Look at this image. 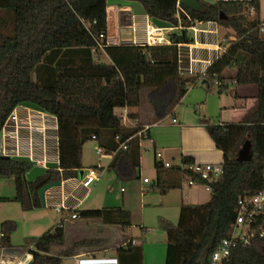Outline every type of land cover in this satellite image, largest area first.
Returning a JSON list of instances; mask_svg holds the SVG:
<instances>
[{"label": "trees", "instance_id": "obj_1", "mask_svg": "<svg viewBox=\"0 0 264 264\" xmlns=\"http://www.w3.org/2000/svg\"><path fill=\"white\" fill-rule=\"evenodd\" d=\"M107 1L0 0V133L18 106L35 105L56 119L59 163L58 170H46L28 183L25 176L30 164L0 158V179L11 180L14 188V196L2 200L17 203L23 212L41 208L39 190L52 182L74 179L84 169L82 150L90 141L113 154L107 168L118 180L137 179L136 136L143 127L125 128L114 110L138 108L142 92L147 90L146 102L154 121H161L198 80L221 88L224 72L234 69L231 81L257 88L256 112L243 124L200 121L223 154V174L208 185V202L180 206L176 225L158 220L168 238L165 264H209L213 251L231 232L238 200L255 195L264 186V22L260 21L258 1L197 0L202 9L193 12L182 6L178 9L179 0H125L139 3L150 19L170 24L173 31L168 44L130 45L135 48L130 63L103 64L94 60L92 50L98 42L106 49ZM194 23L216 24L234 34L226 51L203 75H186L179 68V46L193 42L188 30ZM99 35L103 39L99 40ZM247 135L253 157L239 163L236 153ZM122 143L127 146L124 151ZM182 163L191 162L183 159ZM155 169L153 189L165 195L170 187L161 180L163 168L155 164ZM175 169L187 175L179 167ZM76 213L80 220L118 226L122 232L131 226L130 214L119 207ZM63 222L39 238L25 240L23 253L32 256L29 264H61L63 257L72 255V250L53 253L64 243ZM260 225L264 226L263 217L255 227ZM14 229L13 223L1 224L0 249L9 248ZM130 241L115 249L118 264H143L142 247ZM224 264H264V240L258 231L247 245L235 242Z\"/></svg>", "mask_w": 264, "mask_h": 264}, {"label": "crops", "instance_id": "obj_2", "mask_svg": "<svg viewBox=\"0 0 264 264\" xmlns=\"http://www.w3.org/2000/svg\"><path fill=\"white\" fill-rule=\"evenodd\" d=\"M115 12L117 15L120 12L117 6H108L106 8V49H116L118 40L120 41V39L113 36L110 28ZM124 15L123 18L119 19L118 17V24L120 23L119 27L123 28L122 31H128L127 34L132 36L130 40L142 39L145 31V18L134 17L128 12H125ZM146 18L148 19V16ZM129 26H132V28H129ZM194 28L197 32L188 30V33L192 32V35L188 34V36L193 39V42L189 48H181L180 70H187L191 67L195 74L200 75L208 67L215 54L214 44H216L217 39L214 38L212 32L217 27L215 24L206 23L197 24ZM219 35L217 36L218 40ZM121 40L126 42L124 39ZM131 48L133 47L131 46ZM233 73L234 69H228L224 72L221 88L216 83L204 85L203 80H198L195 85L188 88L180 103L161 121H154L152 110L148 104L144 111H141L143 110L142 103L138 108L119 109L122 111L120 115L116 114L117 109L114 110L115 115L121 119L125 128L148 127L144 132H142V129L140 136H136L140 163L137 179L141 178L144 169L143 154L145 152L152 155L154 168L155 164L159 165L155 160V153L163 155V160L170 164L169 168L162 169L161 174V180L166 186L170 187V190L165 195L158 193L163 198L162 202L145 204L146 206L152 205L151 207L153 208L158 206L162 210L171 209L178 211L182 204L197 205L204 203L203 201L209 198L205 195V192H209L208 189L200 184L187 186L185 175L180 174L175 168L182 164L183 159L198 164H222L223 154L215 148L204 126L200 124L201 120L207 119L215 125L243 124L251 121L257 110V100L255 99L257 88L255 86L236 85L230 80ZM172 120L176 122L173 123ZM246 138V141H250V135H247ZM110 160L107 159L106 168ZM171 160H177V163L172 164ZM85 163L82 150V165L84 169H92L94 167L91 166L92 164H87V166ZM107 170L112 172L109 168ZM154 180L152 182L149 180L150 183L148 185H144L141 180L144 191H147L149 187L153 190ZM61 191L64 194H77V192H72V188L69 185L61 189ZM262 191L264 193V186ZM46 201L51 202L48 194H46ZM161 218L167 220L165 216H161ZM20 251L11 248L0 249V260L6 261L4 258L10 261L16 260L19 257L18 255H22Z\"/></svg>", "mask_w": 264, "mask_h": 264}, {"label": "rangeland", "instance_id": "obj_3", "mask_svg": "<svg viewBox=\"0 0 264 264\" xmlns=\"http://www.w3.org/2000/svg\"><path fill=\"white\" fill-rule=\"evenodd\" d=\"M202 1L207 3L215 2L214 0ZM257 1L259 4L260 21L264 22V0ZM117 9L120 12L118 15L116 12L114 13L110 28L113 36L120 39L117 45L119 48L103 50L100 53L101 63L103 64H127L135 56V48L129 47L132 44L128 42L131 41L132 36L127 34L128 31H122L123 28L119 27L120 23L118 24V17L119 19L123 18L125 16L124 13H131V10L121 7H117ZM252 15L250 13L249 17H252ZM172 31L163 29L162 33L167 39L169 33ZM188 34L191 36L192 32L190 31ZM231 37L234 38V34L230 29H221L219 42L224 46L228 44ZM121 39L126 40V42H123ZM120 46L124 47L120 48ZM146 93L147 90L142 92L141 101L143 110L141 111L146 110L147 107ZM116 114L120 115L122 111L117 109ZM96 149L97 145L93 141L88 142L83 147V160L86 162L85 164H92L91 166L94 167L101 166L102 169L98 172V182L90 186L88 194L79 206V211H94L119 207L130 214L131 226L122 232L118 226L107 225L100 221L71 220L66 211L56 213L53 208L48 207L23 212L17 203L2 200L11 199L14 196V188L11 180L0 179V232L1 224L4 222H10L15 225V229L10 234L9 248L21 250L22 255H18L19 259L22 260L24 258L23 249H25L26 239L39 238L55 226L57 222L64 219V243L62 247L54 249L53 253L57 255L60 252L72 250V255L63 257L61 264H73L71 258L74 256L85 258L114 257L115 249L132 239L136 245L142 247L144 256L143 264H165L168 238L160 230L158 220L161 216H165L167 217V221L176 225L179 210H162L158 206L153 208L151 207L152 205H145L158 204V202H162L163 200L158 194L159 190H152L149 187L147 191H144V187L141 185V180L144 178L151 182L155 179L152 155H149L147 152L143 154L144 169L140 179L118 180L113 172L107 170L105 166L107 159L99 158L95 155ZM250 157H253V150L251 151ZM171 163H177V160H171ZM87 169L78 171L74 179L76 181H82L84 171ZM142 193L144 194L142 195ZM205 195L210 198L209 192H205ZM209 198L203 202H208ZM239 232L245 233V230L241 229ZM4 259L6 260L5 262L9 261L7 258Z\"/></svg>", "mask_w": 264, "mask_h": 264}, {"label": "built area", "instance_id": "obj_4", "mask_svg": "<svg viewBox=\"0 0 264 264\" xmlns=\"http://www.w3.org/2000/svg\"><path fill=\"white\" fill-rule=\"evenodd\" d=\"M218 1V0H214ZM231 1V0H221ZM241 1V0H234ZM177 3V8L179 9ZM132 14V13H130ZM203 23H194L189 30H195V25ZM216 25V24H215ZM217 29L212 32V35L217 39L214 49V56L209 62L208 67L213 63L215 59L220 57L226 49L229 47L228 44L221 45L217 36L221 32L220 27L216 25ZM132 28V26H129ZM173 30V29H172ZM196 31V30H195ZM263 32V28L261 29ZM163 29L156 28L150 21V18H145V31L142 39H132L129 43L132 46L138 45H164L168 44V40L163 35ZM197 32V31H196ZM103 39V35H99V40ZM230 40H234L231 37ZM189 45L179 46V58L181 55V48H189ZM104 50V46L101 43H97L96 47L92 50L94 60L99 62L101 60L100 53ZM180 60V59H179ZM207 67V68H208ZM180 68V61H179ZM207 68L201 73L203 75ZM183 74L191 75L194 73L190 67L187 70H180ZM217 85V83H216ZM175 123V120H172ZM148 127H144L143 131H146ZM142 132L138 133L140 136ZM121 150H126L127 146L125 143L120 145ZM95 155L99 158L111 159L113 154H106L102 149L97 147ZM0 157L7 159H14L16 157H25L31 162L32 167L45 168L47 163H58V137H57V122L54 117H51L39 110H32L25 108L22 105L18 106L6 120L2 131L0 133ZM155 160L162 168H169L170 164L163 160L160 153H155ZM180 170L186 171V185L196 186L203 185L208 189V185L214 183L222 174L223 168L221 164H198L189 163L181 164ZM101 166L95 167V169H87L84 171L82 181H76V179H69L60 182V187L49 190L48 194L51 202L46 201L45 194V205L48 208H53L56 213H62L66 211L68 217L71 220H77L79 206L83 202L84 198L89 192V188L92 184L97 183L99 180L98 172L101 170ZM58 170V167L57 169ZM46 171V170H45ZM144 185H148L150 182L148 179H142ZM69 185L72 188V192H77L76 195L65 193L61 189ZM264 218V193L263 191L257 192L255 195L246 196L240 198L237 202V214L235 222L232 225L229 236L223 239L216 249L210 256L209 264H224L230 255V251L234 246L235 242L243 245H247L250 239L253 237L254 231H258L259 238L264 240V226L260 225L255 227L259 218ZM62 220V219H61ZM60 220V221H61ZM241 229L245 230V233L239 232ZM239 232V233H238ZM2 235L0 234V237ZM131 245H135L134 240L130 241ZM32 256L24 254V258L21 260L17 258L14 261L5 262L3 259L0 260V264H29ZM73 264H118L117 258L114 257H90L85 258L81 256H74L71 258Z\"/></svg>", "mask_w": 264, "mask_h": 264}, {"label": "water", "instance_id": "obj_5", "mask_svg": "<svg viewBox=\"0 0 264 264\" xmlns=\"http://www.w3.org/2000/svg\"><path fill=\"white\" fill-rule=\"evenodd\" d=\"M106 4H107V7L117 6V7L129 9L131 10L132 15L137 18L147 17L146 12L142 8V6L137 2H131V1H125V0H108ZM178 5L188 10H191L193 12H199L202 9L201 4L197 0H179ZM150 21L158 29H167V30L173 29L172 26L166 22H163L157 19H150ZM22 106L25 108L32 109V110H37V111L39 110L35 105L30 104V103H24L22 104ZM251 151H252V143L248 140L243 142V144L240 146V148L238 149L236 153V161L239 163L248 162L251 159L250 157ZM3 159H7V158H3ZM13 160L31 165V162L28 160V158H25V157H16ZM57 167L58 165L56 163H47L45 165V168L36 167V166L32 167L26 173V176H25L26 180L28 183H32L36 178H38L39 176H42L45 173V170H56ZM60 184H61L60 182H52L39 190L38 196H39L41 207H46L45 194L53 188L60 187Z\"/></svg>", "mask_w": 264, "mask_h": 264}]
</instances>
